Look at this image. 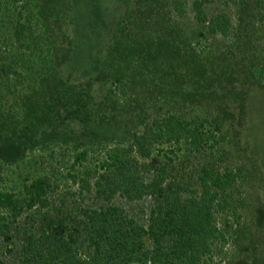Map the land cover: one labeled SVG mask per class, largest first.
Here are the masks:
<instances>
[{
	"label": "trees",
	"instance_id": "obj_1",
	"mask_svg": "<svg viewBox=\"0 0 264 264\" xmlns=\"http://www.w3.org/2000/svg\"><path fill=\"white\" fill-rule=\"evenodd\" d=\"M186 2L4 0L0 160L43 155L34 176L0 188V241L16 248L13 264H264V214L236 230L227 208L250 177L229 166L234 155L247 148L264 166L263 128L256 138L242 124L249 90L264 96V67L201 49L226 38L230 20L206 11L210 0ZM58 183L78 198L73 209L52 199ZM115 197L144 203V221Z\"/></svg>",
	"mask_w": 264,
	"mask_h": 264
},
{
	"label": "rangeland",
	"instance_id": "obj_2",
	"mask_svg": "<svg viewBox=\"0 0 264 264\" xmlns=\"http://www.w3.org/2000/svg\"><path fill=\"white\" fill-rule=\"evenodd\" d=\"M189 1L190 0H187L186 5L184 6L186 9L188 7ZM3 2L4 0H0V21L1 13L4 8ZM239 3L240 5H238ZM12 8L13 7L10 3L9 5L5 6L7 14L12 12ZM206 11L213 14L221 12L227 14L230 20V30L226 38H221L218 36L207 38L204 42V45H199L201 49L204 48L203 50L205 52H211L212 57L216 56L217 54L219 55L221 52L220 50H223V52L226 51V57H228L230 60L233 58L234 61L238 59L244 66L246 65L244 59L247 60V58L252 57L254 60H260L261 66L264 67V19L263 21L259 19L261 14L264 15V0H255V2L254 0H210V3H207ZM189 18L190 17L183 19L182 22H186ZM186 27L188 29L190 26L186 25ZM0 41H2V39ZM228 47H230L229 50H227ZM4 49V46L0 45V53L3 52ZM0 91H2V88H0ZM249 91L250 92L247 94V97L248 99L251 98L252 100L250 101L249 99L250 103L248 102V105H246V114L243 118L245 124H242L243 129H245L246 125L248 130H250L252 133H254L255 129V134L258 135L256 138H258L260 136L259 133L262 132V130H259L258 128H263L264 131V96H261L257 89L251 88ZM4 95L5 96L2 99L7 101L4 107L6 106L8 108L11 99H9V96L6 94ZM254 125L256 127H254ZM123 127L127 128L126 126ZM223 130L225 129L223 128ZM241 132L242 131H240V134ZM95 153L96 154H93L87 158L89 161H92V165L95 164V160L98 159L100 155H102V152L97 151ZM69 155L70 153L67 154V157L63 158V161L66 160L70 164L71 158ZM42 157V153L37 150L32 155L27 156L26 159H23V161H17L9 165L0 160V188H16L15 186L18 185L19 181L22 180L23 177L29 178L34 176L35 172H37V169L40 168L38 164ZM60 157L61 155L57 156L56 159L60 161ZM248 158H250L251 162L247 161ZM201 159L203 162H205L204 157ZM255 159L257 158L248 155L246 148L242 154H235L229 163V166L234 164H238V166H245V172H248L250 176L248 180H245L244 178L238 179V183L233 190L235 195L228 199L227 208H233L234 211L239 214V222L235 223V219L232 217L229 219V224L233 225L236 230L238 229L239 225L251 226L252 223L259 225V223H256L255 221V218H258L256 214L259 208L264 214V166L263 164L260 166L259 162L257 163ZM42 164L44 166L46 161H43ZM83 164L89 163L85 161ZM170 173H173V171ZM58 184L59 186L56 189V192H54L52 199H55L56 201L61 199L67 208L66 210L69 208L73 209V207L78 205V198L71 194L72 190L69 187H65L66 183L64 185L61 183ZM113 203L119 205L124 209V211L126 210L128 216L132 217V219L140 223L144 221L143 216L144 212L146 211L144 203L134 202L132 204H127L125 201L117 197L114 198ZM224 215L226 214L220 213L215 215V221L220 226L222 225L221 221H223ZM24 217L25 216L22 215L18 220H15V223L12 227L15 229H20V227H22V220L26 219ZM26 222L30 224L29 220H26ZM261 228L264 230V227ZM19 229L17 230L18 232H20ZM86 231L87 230L82 231V229H79L76 238L78 240L83 239V235L81 238L80 235L81 233L85 234ZM11 235L14 238H17V240L20 242L22 241L23 236H21L19 233H16V230L12 229ZM258 238V241H256V243H258L257 246L261 251H263V246L261 244L263 241L261 238H263V236ZM224 250L225 249L222 251ZM15 251L16 248H14L11 243L3 242V240L0 241V259L6 262V264H13L15 260L14 258L16 256ZM220 255L214 260H220ZM262 256H264V253Z\"/></svg>",
	"mask_w": 264,
	"mask_h": 264
}]
</instances>
